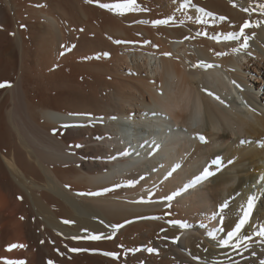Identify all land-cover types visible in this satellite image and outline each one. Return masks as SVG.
Listing matches in <instances>:
<instances>
[{
  "label": "bare ground",
  "instance_id": "obj_1",
  "mask_svg": "<svg viewBox=\"0 0 264 264\" xmlns=\"http://www.w3.org/2000/svg\"><path fill=\"white\" fill-rule=\"evenodd\" d=\"M0 264H264V0H0Z\"/></svg>",
  "mask_w": 264,
  "mask_h": 264
},
{
  "label": "rangeland",
  "instance_id": "obj_2",
  "mask_svg": "<svg viewBox=\"0 0 264 264\" xmlns=\"http://www.w3.org/2000/svg\"><path fill=\"white\" fill-rule=\"evenodd\" d=\"M79 81L82 82V80H79ZM57 83H58V84H57ZM57 83H56L57 86H60V87H57V88H59V89L61 88V89H60V90L57 89V88H56V89H57L58 91H60V92H61V91H62V92H65L66 87L68 88V85L63 84V83H61L60 81L57 82ZM59 83H61V84H59ZM61 85H62V87H61ZM21 86L23 87V89H22ZM21 86H20L21 88L19 87V90L22 89V90H21L22 93L20 92V96H19V98H20V101L22 102V104H24L23 101H24L25 103L27 102V101H26V99H27V95H26V90H25V88H24L25 85H21ZM65 86H66V87H65ZM74 87H76V86H74ZM23 90H24V91H23ZM63 90H64V91H63ZM53 91H54V92H53ZM45 92H46V93H45L46 97L44 98V99H45V102H46V103H50L49 105H50V106L52 105V106L54 107L53 103H55V102H54V100L51 99V98H52V96H53V93L56 92V90H49V89H48V90L45 91ZM23 93H24V94H23ZM86 93H87V92H85L84 94L86 95ZM50 94H51L52 96H51V97H48V95H50ZM87 95H89V93H88ZM21 96H22V97H21ZM23 96H24L26 99L23 98ZM89 96H90V95H89ZM47 97H48V98H47ZM24 99H25V100H24ZM46 99H47L48 101H46ZM49 99H50V100H49ZM52 100H53V101H52ZM45 102H44V103H45ZM243 142H244V141H242V143H243Z\"/></svg>",
  "mask_w": 264,
  "mask_h": 264
}]
</instances>
